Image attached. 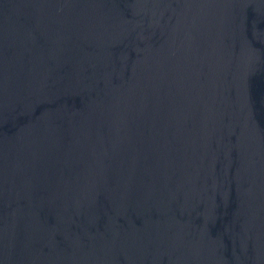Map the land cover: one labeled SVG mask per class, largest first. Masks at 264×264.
I'll return each mask as SVG.
<instances>
[{
	"label": "water",
	"instance_id": "95a60500",
	"mask_svg": "<svg viewBox=\"0 0 264 264\" xmlns=\"http://www.w3.org/2000/svg\"><path fill=\"white\" fill-rule=\"evenodd\" d=\"M0 264H264V0H0Z\"/></svg>",
	"mask_w": 264,
	"mask_h": 264
}]
</instances>
